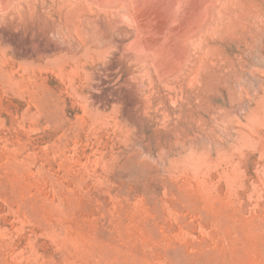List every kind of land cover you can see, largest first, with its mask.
Returning <instances> with one entry per match:
<instances>
[{"label":"rangeland","instance_id":"obj_1","mask_svg":"<svg viewBox=\"0 0 264 264\" xmlns=\"http://www.w3.org/2000/svg\"><path fill=\"white\" fill-rule=\"evenodd\" d=\"M1 29L0 264H264V39L225 40L230 74L144 111L92 104Z\"/></svg>","mask_w":264,"mask_h":264},{"label":"bare ground","instance_id":"obj_2","mask_svg":"<svg viewBox=\"0 0 264 264\" xmlns=\"http://www.w3.org/2000/svg\"><path fill=\"white\" fill-rule=\"evenodd\" d=\"M263 7L264 0H0V25L40 42L37 53L22 49L27 57L102 91L88 92L92 104L147 111L167 99L185 106L230 74L219 47L229 40L248 48L252 33L264 39Z\"/></svg>","mask_w":264,"mask_h":264}]
</instances>
